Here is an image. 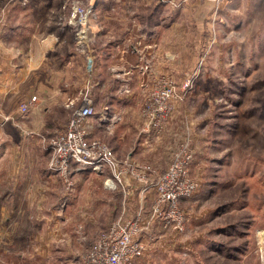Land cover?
Here are the masks:
<instances>
[{"label": "crops", "instance_id": "0c3cea01", "mask_svg": "<svg viewBox=\"0 0 264 264\" xmlns=\"http://www.w3.org/2000/svg\"><path fill=\"white\" fill-rule=\"evenodd\" d=\"M151 1L107 4L100 0L90 5L94 16L88 21L87 44L80 45L82 48L76 46L70 29L58 34L49 25L38 24L33 30L24 24L18 14L25 12L26 18L32 14V6L26 7L22 0L4 7L0 97L3 115L13 119L16 129L15 133L3 131L0 149L3 213L31 217L38 215L43 204V208L50 207L48 217L61 218L62 224L54 222L44 229L42 239L48 242L40 244L39 252L49 251L61 234L66 238L61 241L64 250L75 246L69 244L74 233L70 218L77 215L78 209L83 224L75 226V232H81L87 249L121 214L141 217L143 228L148 230L156 200L153 181L167 168L168 152L167 134L146 127L143 108L154 78L167 72L168 57L179 56L184 39L182 29L178 32L181 19L174 16L169 24L164 17L165 2ZM215 2H194L201 18L192 20L193 26H203L200 22L209 17ZM206 10L207 15H203ZM196 14L194 10L190 16L195 18ZM90 55L96 64L91 74L87 72ZM86 93L95 110L88 118L89 137L111 145L123 162L122 183L115 190L105 185L113 177L108 168L73 170L68 182L51 168L49 152L42 146L41 137L56 127H65L73 110L83 104ZM32 96H37V101L22 114L19 104ZM61 196L63 204L57 212L54 204ZM154 224L161 231L159 223ZM75 258L68 262H84Z\"/></svg>", "mask_w": 264, "mask_h": 264}, {"label": "rangeland", "instance_id": "374dc122", "mask_svg": "<svg viewBox=\"0 0 264 264\" xmlns=\"http://www.w3.org/2000/svg\"><path fill=\"white\" fill-rule=\"evenodd\" d=\"M17 1L20 0H0V46L6 25L4 7ZM98 1L22 0L26 7L32 6V14L26 18L25 12L18 15L33 30L38 24L49 25L58 34L70 29L79 48L71 23L73 5L90 7L92 20L94 9L90 5ZM196 1L203 0L165 2L163 8L169 24L174 16L181 19L178 32L182 29L184 39L179 56L168 57L167 72L162 75L167 79L169 75L178 87L187 79L190 82L180 91L182 99L175 103L161 132L167 134L168 165L177 153L193 151L191 174L199 187L182 202L187 213L182 232L164 229L152 214L148 230L144 227L141 234L146 252L134 264H264V0H215L209 17L200 22V29L192 22L200 20V11L194 7ZM48 5L52 6L49 10ZM194 10L195 18L190 16ZM202 14L207 15V10ZM2 108L3 100L0 114L5 120ZM145 125L148 127L146 121ZM14 127L0 126V149L3 131L15 133ZM57 129L41 137L42 146L49 152L48 161L52 159L49 142ZM0 174V264H70L68 261L75 257L84 260L90 247H83L86 242L81 241V232H75V226L83 224L78 219L81 210L70 218L74 233L69 244L75 246L64 250L61 241L66 238L61 234L49 251L39 252L40 244L48 242L42 239L44 229L63 221L57 215L48 217L50 207L43 208V204L38 215L31 217L3 213V172ZM60 198L54 204L57 212L63 204ZM154 223H159L161 231Z\"/></svg>", "mask_w": 264, "mask_h": 264}, {"label": "built area", "instance_id": "2783aa9c", "mask_svg": "<svg viewBox=\"0 0 264 264\" xmlns=\"http://www.w3.org/2000/svg\"><path fill=\"white\" fill-rule=\"evenodd\" d=\"M151 1V0H147ZM172 2V0H157ZM90 7L75 4L72 8L71 23L75 38L79 45L87 44L88 21ZM94 57H89L87 72L92 73L95 67ZM146 67V66H145ZM190 79L180 87L168 75L158 76L153 87L149 90L145 102L147 126L159 132L166 126L175 103L182 99V92L189 86ZM37 101V96L23 101L19 105L22 114L30 111V107ZM0 97V113H1ZM95 114L92 100L88 93L84 95L83 104L73 110L65 127L56 131L50 139L52 151L50 166L62 175L67 181L73 170L91 169L101 171L108 168L113 174L105 181L108 188H116L122 183V163L115 155L112 147L99 139L89 137L88 118ZM1 115V114H0ZM12 119L8 116L0 120ZM13 120V119H12ZM178 155L171 161L167 169L160 173L153 181L156 200L152 207V214L159 220L164 229L182 232L186 226L187 213L182 202L191 198L198 190L199 183L191 174L194 153L189 150L187 154ZM69 182V181H68ZM143 226L140 217H117L91 245L84 258L83 264H134L137 258L144 256L146 243L141 238ZM70 264H78L72 262Z\"/></svg>", "mask_w": 264, "mask_h": 264}, {"label": "water", "instance_id": "95a60500", "mask_svg": "<svg viewBox=\"0 0 264 264\" xmlns=\"http://www.w3.org/2000/svg\"><path fill=\"white\" fill-rule=\"evenodd\" d=\"M8 125L9 126L13 125L12 119H8V120L4 121L3 126L7 128Z\"/></svg>", "mask_w": 264, "mask_h": 264}, {"label": "trees", "instance_id": "16d2710c", "mask_svg": "<svg viewBox=\"0 0 264 264\" xmlns=\"http://www.w3.org/2000/svg\"><path fill=\"white\" fill-rule=\"evenodd\" d=\"M156 1H157V0H156ZM157 2H159V3H160L161 1H157Z\"/></svg>", "mask_w": 264, "mask_h": 264}]
</instances>
